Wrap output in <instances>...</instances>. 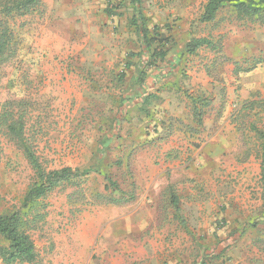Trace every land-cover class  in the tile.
<instances>
[{
  "label": "rangeland",
  "instance_id": "374dc122",
  "mask_svg": "<svg viewBox=\"0 0 264 264\" xmlns=\"http://www.w3.org/2000/svg\"><path fill=\"white\" fill-rule=\"evenodd\" d=\"M105 1L96 0L84 8L87 10L79 6L56 7L47 17L33 12L16 18L12 24L19 50L15 60L2 69L0 106L6 100L22 104L26 129L46 169H98L85 178L84 191L57 188L44 199L45 219L31 232L38 264H121L120 259L107 260L111 254L114 258L122 255L124 264H193L198 251L192 244L194 238L208 239L210 243L225 241L228 263L233 260L230 264L264 263V223L257 230L250 227L262 212L257 143L246 130L243 118L237 116L240 128L236 134L226 136L232 143L218 161L206 158V151L212 150L207 145L204 152L199 150L197 154L196 149L180 145V149H170L167 129L160 131L161 124L153 128V118L160 111L166 112L171 98L178 104L176 110L191 113L190 100L184 94H189L184 84L190 78L224 83L227 64L234 65L235 76L240 79L248 76V67L264 62V26L237 21L229 6L220 11L214 22L199 23L207 0H141L138 9L151 27H168L171 47L179 50L178 68L174 67L173 72L157 68L165 81L156 83L158 99L153 100L144 117L137 108L139 104H123L120 99L135 70L125 71V78L120 81L121 70L90 69V57H95L97 63L102 61L95 54L105 43L118 46L122 41L126 49H137L138 37L128 23L133 13L131 0ZM107 9L113 17L123 16V21L112 29L119 40L104 31L108 25ZM57 11L62 12L57 15ZM78 11L83 14H73ZM230 32L245 42L255 36L256 41L263 43L262 50H252L250 42L236 60L225 56L224 52L233 50ZM162 33H166L165 29ZM191 37L212 40L217 50L202 47L186 56L179 47ZM196 66L201 68L194 70ZM170 80H176L174 86ZM203 92L195 88L189 96L199 101L207 97ZM253 98L264 103V83L258 92L250 93L249 99L240 101L234 111ZM220 103L216 108L211 104L204 107L201 126L212 123L215 110L224 111L225 101ZM202 106L197 103L198 108ZM254 116L247 121L261 118L263 122L264 113ZM184 129L192 137L189 126ZM181 132L177 127L174 135ZM203 133L202 142L210 138L205 130ZM103 176L110 177L121 192L135 198L117 206L95 200L96 194L111 193L105 189ZM32 177L26 159L0 134V214L19 207ZM170 184L180 199L177 220L165 206ZM181 219L186 228L179 223ZM227 221L231 225H226ZM212 224L218 229L217 238L209 230L211 226L207 227ZM232 230L239 235L229 236ZM184 252L188 257L175 262V257Z\"/></svg>",
  "mask_w": 264,
  "mask_h": 264
},
{
  "label": "trees",
  "instance_id": "16d2710c",
  "mask_svg": "<svg viewBox=\"0 0 264 264\" xmlns=\"http://www.w3.org/2000/svg\"><path fill=\"white\" fill-rule=\"evenodd\" d=\"M130 3L133 6V15L128 23L134 29L143 46L146 61L142 69L135 70V78H131L129 87H126L125 91L122 92L120 99L122 103L135 102V107L139 104L137 108L145 117L150 112L149 109L152 107L153 100L158 99L159 90L156 93L144 92V94L138 93L136 95L133 92L134 88L136 86L139 88L143 87L148 69L156 68L158 64L169 62L168 55L174 47H171V38L167 35L169 28L165 25L160 27L156 24L151 27L146 16L138 9L141 0H131ZM226 6L233 9L237 21H247L264 26V0H207L198 18V22L203 24L214 22L220 11ZM109 7L113 8V5ZM33 12L39 15L43 13L42 0H0V82L3 67L14 61L18 56V41L12 24L16 18L24 17ZM106 14L110 16L112 15V11L107 9ZM164 29L166 33H162ZM202 47L213 51L217 50V45L212 40L191 37L185 43L181 53L191 56ZM130 57H138L140 59L142 52L131 53ZM175 62L177 61L175 60ZM127 65L128 62L126 63ZM124 78L125 69L121 70L118 79L123 81ZM124 94H126L125 97H123ZM184 94L190 100L191 113L195 124L201 126V118L205 113L204 107L210 104L209 96H203L198 101L194 96L187 95V92ZM135 95L138 97H135ZM142 95V100L137 102L135 99H139ZM198 102H201L203 106L198 108ZM155 108L153 105V109ZM237 112L240 115L238 117L243 118V123L247 124L246 130L253 134L257 143L256 154L260 161L262 212L257 219L251 221L250 225L251 228L257 230L259 225L264 223V119L261 122V118H257V121L251 123L247 120L250 116L255 115L254 117H257L261 113H264V103L259 100L247 101L244 102L242 109ZM157 116L163 115H159L158 113ZM157 116L153 118L154 129L158 126L155 123L156 121H154ZM144 121L146 120L144 119ZM159 121V125L161 124L160 126L163 127L165 125L163 117ZM235 121H238L237 117ZM25 125V113L22 104L15 101H4L0 106V134L23 155L33 173V177L19 207L4 211L0 214V260L2 264H38L39 256L35 250L31 232L37 230L39 224L45 219L46 204L44 199L57 188L73 187L76 191H84L85 178L91 172L98 171L96 167H88L83 170L69 167L55 170L46 169L36 153L33 138L30 132L28 133ZM167 134L169 133H166L165 136ZM106 144L108 145V143ZM101 146L103 149L106 148L104 147V143ZM103 179L106 182L105 189L110 190L111 193L109 195L96 194L94 198L100 203L117 206L130 202L135 198L133 194L126 195L121 192L118 184L110 177L103 176ZM114 193H118L119 196H114ZM166 193L167 200L165 201V206L173 211L177 220L180 218L181 213L180 199L175 193L174 186L171 184L167 186ZM182 220L179 223L183 225V228H186V224ZM231 232L229 233L231 237H233L232 235H239L236 231L232 230ZM214 237L217 238L215 232ZM192 241L198 247V251L194 255L193 264H225L223 260L227 250L225 247H222L220 252L212 254L208 252L210 248L198 244L196 238L192 239ZM220 242V239L216 241L215 250L219 249V245L222 244ZM256 246L260 250L259 247L261 245L257 244Z\"/></svg>",
  "mask_w": 264,
  "mask_h": 264
},
{
  "label": "crops",
  "instance_id": "0c3cea01",
  "mask_svg": "<svg viewBox=\"0 0 264 264\" xmlns=\"http://www.w3.org/2000/svg\"><path fill=\"white\" fill-rule=\"evenodd\" d=\"M95 1L96 0H42L43 13L41 14V16L44 15L45 17H47L51 10H53L56 7H60V6H65V7L79 6L82 8V10H87L84 8H86L88 5H91L92 2H95ZM109 1L110 0H107L105 2L107 3ZM57 12H58L57 15H59L61 14L62 11H57ZM67 14H70V12H67ZM73 14L82 15L83 12L78 11V12H74ZM87 14H90V13H87ZM105 15H106L105 22L108 24L104 28L105 33H107L109 37L113 36L116 38V40H119L118 35H115L116 31L112 29H114L117 23L123 21V16L119 14V16L113 17L114 15L109 16L106 13ZM132 15L133 13L129 15L128 19H130ZM131 32L133 33L134 31H131ZM229 36H231L230 37L231 41L234 40L233 44L231 45L233 50H230L229 52H224L225 56H228V57L230 56V58H233L236 60L241 54H243V51L248 47L247 44L250 42H251V45H253L251 46L252 50H256V49L262 50L263 43L256 41L255 36L250 37V41L248 42H245L242 39V37L238 35H234V33L232 32L229 33ZM252 39H254L257 43L252 41ZM137 41H138L137 49H126V47L123 46L122 41L117 43L118 46H121L120 48L118 46H114L113 44L105 43L104 45L101 46L99 51L97 50L95 54V55H99L100 56L99 59L102 61H98L97 63L96 62L97 60L95 57H90L91 58L90 61L92 62L91 64L89 61V64L91 67L90 69H92V72L96 69H100L101 71H103V69L107 70L108 68L109 70H113L114 72H117L118 70H123V69H125V71L129 69L130 71L142 69L143 64H145L144 59L146 55H145V52H143V46L141 45L139 38L137 39ZM128 48H131V47H128ZM174 48L168 55L169 62H165V64H158L156 68L148 69L147 76L145 78V83L143 87L139 88L136 86L134 88L133 92H135L136 95L138 93L144 94V92L156 93V91L158 90L157 88L158 84L156 83L159 81L163 83L165 81L164 79H161L163 77L162 75H160V72H158L157 68H161V69L163 68L167 71H172V72L174 71L173 69L174 67L178 68L177 62H175V60L177 61L178 54H176V52H178L179 50L178 48L176 50ZM179 48L181 49V52H182L184 48V44L180 46ZM139 52L140 53L142 52V57L140 59L138 57L137 58L130 57L131 53H139ZM127 62H128V65L126 66ZM253 65L246 69L247 72L249 71V73H248V76H244V78L240 76L239 77L240 79H238V77L235 76V67L232 63H230L224 67L226 71V75H227V77L224 78V83H221L215 80L212 81V80H209L208 78L196 79L195 77H192L184 84V86H186L185 88H187V90L189 89V94L190 92H193L195 88L203 90L204 91L203 93L206 94V96H210V104L214 106L213 108H216L218 105H220L221 104L220 102L225 101L224 111L216 112L217 110H215L213 112L215 114L212 116V121H211L212 123L208 125V127H205V124L204 125L202 124V126H198L195 123H193V116L191 113L187 115V114L180 113L178 110H176L178 107V104H176V101L173 98H171L170 101L168 102L169 104H168V107L166 108V112L163 113V111H160L159 113V115H163V116H157L156 120H154L156 121V124L158 125L161 117L164 118L163 120L165 121V125L158 129L160 131H163L166 128L167 133L171 131L172 134L171 135L167 134L166 136L168 138L167 141L169 143L167 145H169L170 149H180L178 147L180 145V146L188 147L189 149H192V150L196 149V154H197L199 150H202L204 152L203 147L207 145L209 148L212 149L210 151H208L209 150L208 149L205 153L206 158L208 160L217 159L218 161L220 159L221 160L223 159L224 157L223 154L228 152L226 151V149H229L232 143V142H229L226 136L230 137L236 134L240 128L238 125V121H235L236 117L239 115V113L237 112L238 110L234 111L233 108L237 106V104L240 101L249 99L250 93L254 94L258 92L262 84L264 83V62H261V63L258 62V64H253ZM171 68L173 70H170ZM199 68L201 67H198V66L193 67L194 70H199ZM132 78L133 79L135 78L134 75L132 76ZM169 82H171L170 85L174 86V82H176V80H172V81L170 80ZM136 95L135 97H138ZM142 97L143 95L139 99H135V100L139 102L142 100ZM251 100L255 101L259 99L253 98ZM189 107H191V104L189 105ZM187 126H189V131H192L191 132L192 137H190L189 133L184 132L185 131L184 128H186ZM177 127H180L182 129V132L177 133L175 136L174 134H175V131L177 130ZM204 130L206 131L207 134H210V138L208 139L206 138V140L202 142L201 139H202V136L204 135L203 133ZM182 141H184V143H182ZM193 144H196V145L193 146ZM217 151H218V154H217ZM257 161L260 166V161L258 158H257ZM195 164H197V162H195ZM226 225H231V223L228 222V224ZM207 227H210L209 230H212V232L217 231L218 233V230L215 229V226H213V224L207 225ZM220 241L223 245H225V248L227 249L225 252L226 256L224 257L223 260L225 261V264H230L232 263L231 261L233 260L230 259L229 260L230 263H228V258L230 255L228 253V247L225 244L226 242L223 241L222 239H220ZM196 242L202 245L203 247H209L210 251L208 252L212 254H216L220 252L222 249V246L220 245H219L220 249L218 250L214 249L216 246V241L213 243H210L208 239L200 240L199 238H196ZM192 244H194V241ZM123 246L124 245H122V247ZM187 257H188V254L186 252L181 253L180 256L175 257V262L176 261L181 262L183 258H187ZM106 259L107 260L110 259L111 261H114L115 259H120L121 264H124L122 255L121 256L116 255V257L114 258L113 254H111L110 256L107 255Z\"/></svg>",
  "mask_w": 264,
  "mask_h": 264
}]
</instances>
